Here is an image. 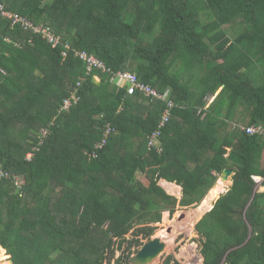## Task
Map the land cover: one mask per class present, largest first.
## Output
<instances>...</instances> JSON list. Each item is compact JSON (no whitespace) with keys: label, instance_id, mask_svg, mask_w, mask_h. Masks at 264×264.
Listing matches in <instances>:
<instances>
[{"label":"trees","instance_id":"1","mask_svg":"<svg viewBox=\"0 0 264 264\" xmlns=\"http://www.w3.org/2000/svg\"><path fill=\"white\" fill-rule=\"evenodd\" d=\"M1 1L71 43L64 58L41 34L0 16V167L25 178L18 189L0 177V248L14 264H130L163 211H175L177 198L160 179L180 185L188 206L227 167L232 185L196 225L202 264H264V192L253 180L264 175V137L239 127L264 124V0ZM74 49L170 90L177 105L161 153L148 138L166 103L128 95L107 73L87 75ZM73 89L80 100L61 110ZM107 122L115 131L96 148ZM137 171L149 181L136 180ZM134 223L143 226L128 238ZM7 253L0 250V261Z\"/></svg>","mask_w":264,"mask_h":264},{"label":"built area","instance_id":"2","mask_svg":"<svg viewBox=\"0 0 264 264\" xmlns=\"http://www.w3.org/2000/svg\"><path fill=\"white\" fill-rule=\"evenodd\" d=\"M0 16L8 20L12 26H18L22 30H27L33 34H41L46 40L54 47L61 48V54L65 58L68 56L69 50L71 49V43L64 42L60 35L56 34L51 26L39 23L36 24L34 21L29 19L27 16L7 8L6 4L0 0ZM32 40L30 39V42ZM75 55L84 62L86 67V74L91 75L94 72L107 73L111 83L117 85V88H122L126 86V91L128 95H134L140 93L152 101L161 100L166 103V106L162 112L161 119L157 127L149 135L148 146L150 149H156L158 152L163 151L161 136L163 129L170 122L172 118V110L177 105L176 102L171 98L170 90L161 92L151 84L146 83L139 79L135 72L129 70H118L113 71L112 68L106 65V63L96 56L94 53H90L85 49H74ZM98 77V75H94ZM85 79V78H84ZM78 86L82 85L81 81H78ZM80 100V95L78 94V89H73L70 91V95L65 97L61 110H69ZM241 130L246 131L250 135H261L264 137V124H252V125H239ZM115 131L111 122L105 124L104 137L96 145V148H101L105 142L108 140V136ZM43 134L46 136L48 133L47 129L42 130ZM38 147L34 146L32 151L27 154V158L31 159L34 155V150ZM91 155L96 156V151H93ZM0 177L10 178L14 185L21 189L24 185L23 176L18 174H12L5 171L0 167ZM253 180L255 182V188L258 192H264V175H253Z\"/></svg>","mask_w":264,"mask_h":264},{"label":"rangeland","instance_id":"3","mask_svg":"<svg viewBox=\"0 0 264 264\" xmlns=\"http://www.w3.org/2000/svg\"><path fill=\"white\" fill-rule=\"evenodd\" d=\"M204 14L201 17L203 20H207L208 19V17H206L207 14L206 13ZM229 30H230L229 32L231 36L235 37L236 32L233 31L232 24L229 26ZM156 31H158V29ZM153 37H154V34L149 35V36L143 35L142 41L151 42L153 40ZM199 70H198V73L196 74L198 77L202 75L204 76L205 75L204 72L208 71V69L205 67H202ZM187 73L188 72H186L185 74L183 73L181 74L180 76L181 81L189 77ZM167 90L168 89H166L165 91ZM143 104H147V102ZM13 134H14L16 141H18L19 137L17 135V131H15ZM10 136L13 137V135L11 134ZM32 149L33 148H31L30 151H32ZM30 151L27 152V154L30 153ZM83 153L85 155H89L90 157L97 156V155L96 156L91 155L86 150L85 151L83 150L82 154ZM75 165L81 169H85L88 164L86 160H84L83 158H80L79 156H76ZM77 177L78 176H74V178L76 179ZM135 179L147 182V173L142 172V171H137L135 174ZM219 179H220V176H219ZM231 181H232L231 178L227 181L219 180L217 184L215 183L211 187V189L208 191L207 195L204 197V199L201 202H199L198 204H192L188 206L182 205L180 203L183 193L181 189L177 185H175L176 183H169L163 180L159 181V184L169 194L177 198V204H176L175 211L173 213H170L169 210L163 211L161 221L152 224L153 226L156 227L155 232L152 235V237L160 236L164 241H166V247L151 263H148V264H167L168 257L172 258L171 263H175L176 261H178L180 264H202L203 263L202 261L203 256L201 253L202 243H201L200 235L196 229V225L203 218V216L209 210L213 208L217 199L223 193L229 190L231 183H232ZM214 188H218L219 191L212 192ZM52 195H53L52 198L55 199L56 193H52ZM140 226H143V224L134 223L132 230L126 236L128 238H132L134 236L133 230L138 229ZM106 227H108V223L105 224L104 228ZM94 236L96 235L92 234V237ZM97 236H102V231ZM147 240L149 239H143L144 242ZM118 243L119 242L117 241L116 247L118 246ZM1 249H4L5 252L7 253L6 248L1 247L0 250ZM121 253H122V250L118 248L116 250L115 258L119 257ZM4 256H5V259L3 261H0V264H12L8 262V260L11 258V255L7 253ZM53 256L55 257V254ZM113 262L114 261H112V263ZM112 263H109L107 260H105V264H112Z\"/></svg>","mask_w":264,"mask_h":264},{"label":"water","instance_id":"4","mask_svg":"<svg viewBox=\"0 0 264 264\" xmlns=\"http://www.w3.org/2000/svg\"><path fill=\"white\" fill-rule=\"evenodd\" d=\"M92 81L96 84H101L102 82L101 79L97 80L96 76L92 77ZM233 174H234L233 169L227 167L221 173L220 179L222 181H227L230 178H232ZM165 247H166V241H164L160 236H153L151 239L145 241L144 244L140 247V249L133 255L130 264L151 263L165 249ZM8 262L14 264L13 258H10Z\"/></svg>","mask_w":264,"mask_h":264},{"label":"crops","instance_id":"5","mask_svg":"<svg viewBox=\"0 0 264 264\" xmlns=\"http://www.w3.org/2000/svg\"><path fill=\"white\" fill-rule=\"evenodd\" d=\"M101 78L98 76L97 77V80H100ZM220 91V90H219ZM219 91L217 92V93H219ZM217 93H216V95H217ZM215 95V96H216ZM215 96L212 98V101H213V99L215 98ZM237 121H240V120H237ZM134 143H133V147H132V149H134V148H136V146L138 145L135 141H133ZM165 181V182H169V183H175V182H170V181H167L166 179H160V181ZM147 181H149L148 179H147ZM232 182V181H231ZM175 185H177L180 189H181V191H182V188H181V186L180 185H178L177 183L175 184ZM231 185H232V183H231ZM203 258V257H202ZM202 261H203V259H202Z\"/></svg>","mask_w":264,"mask_h":264},{"label":"bare ground","instance_id":"6","mask_svg":"<svg viewBox=\"0 0 264 264\" xmlns=\"http://www.w3.org/2000/svg\"><path fill=\"white\" fill-rule=\"evenodd\" d=\"M214 191H219V189L218 188H214V190L212 192H214Z\"/></svg>","mask_w":264,"mask_h":264}]
</instances>
